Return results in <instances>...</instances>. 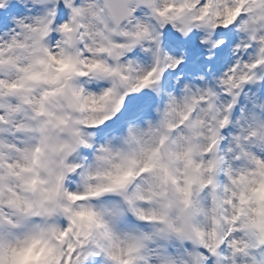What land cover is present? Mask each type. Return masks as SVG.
Instances as JSON below:
<instances>
[{"label": "snow or ice", "instance_id": "obj_1", "mask_svg": "<svg viewBox=\"0 0 264 264\" xmlns=\"http://www.w3.org/2000/svg\"><path fill=\"white\" fill-rule=\"evenodd\" d=\"M0 264H264V0H0Z\"/></svg>", "mask_w": 264, "mask_h": 264}]
</instances>
